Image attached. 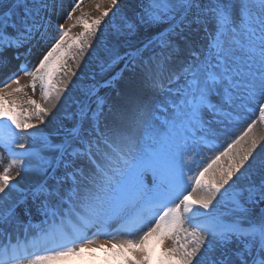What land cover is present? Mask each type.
<instances>
[{
  "label": "snow or ice",
  "instance_id": "obj_1",
  "mask_svg": "<svg viewBox=\"0 0 264 264\" xmlns=\"http://www.w3.org/2000/svg\"><path fill=\"white\" fill-rule=\"evenodd\" d=\"M108 2L77 18L73 44L82 57L97 39L98 71L57 119L67 87L54 80L75 75L60 17L83 0H0V70L44 49L0 80V264H264L256 121L213 143L250 105L264 120V0ZM38 85L48 106L18 98Z\"/></svg>",
  "mask_w": 264,
  "mask_h": 264
},
{
  "label": "bare ground",
  "instance_id": "obj_2",
  "mask_svg": "<svg viewBox=\"0 0 264 264\" xmlns=\"http://www.w3.org/2000/svg\"><path fill=\"white\" fill-rule=\"evenodd\" d=\"M103 2L106 3V4L104 3L105 5L103 6V8H109L110 7L108 0H94L90 4L83 6L80 9H78L74 13L73 19H71V20H67L65 22L64 16L61 15V17H60L61 22L65 23V26H66V25L72 23L73 21H75L81 15H85L86 13H89L92 9H96L97 8L96 6L98 4L101 6ZM43 51H44L43 48L34 49L29 54L27 61H15L14 60L9 68H5V69L0 70V80H3L4 78L8 77L11 74V71L13 69H15L16 65H18L20 63H26V64L30 63V64H32V66L36 65L38 63V60L40 58H42V52ZM89 60H91V54H89L88 51L84 52L82 57H80V55H79L78 59L76 60V62H77L76 66L80 69L79 71H82V73H86V70H87L86 64L89 62ZM20 76H23L20 79L21 85H24L31 80V77L25 76L22 72L20 73ZM126 76H127V73L124 74V77H126ZM124 77H122L121 79L123 80ZM78 78H68L65 81H63L64 83H60V84L58 83V85L60 87H65V85H66L67 91L64 92L63 96L61 97V101L57 102L55 104V106L52 108V112L56 115L57 119L62 118L64 116V108L67 107V104H64V107L61 106L63 101H64V98L65 97H74L76 95V93L79 91L80 87L82 86L83 82L80 81ZM121 86H122L121 83H118L116 90H118ZM13 87H15V85H13ZM116 90H112L111 95L115 96ZM38 102H40L41 104H44V106H48V104L43 100L42 95H40ZM250 106L252 107V109L251 110H245L244 113L241 114L243 118L239 119L236 122V124L230 129L229 135L227 137L221 136L220 138L217 139L220 142V145H224L225 139H228L230 141L231 139H234L235 136L242 134L249 123H251L252 121H256L255 127L253 128L252 133H250V136L254 135L258 139H260V144H258L257 151H260L262 148H264V120L260 119L259 112L256 110V106L255 105H250ZM46 119H49V118L46 117ZM53 123H55V121H53ZM51 127H52L51 124L39 125V129L41 131H45V132L48 131V129H50ZM32 131L35 132L36 130L34 129ZM233 133L235 135H233ZM245 139H248V138H245ZM242 143H243V141H242ZM220 150H222V148H220V147H215L214 150L213 149L207 150L206 156L208 158H212ZM0 157H3V161H2V163H0V172H2L4 165H6L10 159V157L6 155V150L3 147H0ZM227 162H228L227 158H224L221 161V164L226 165ZM21 175H24V173H21ZM17 179H19V178H17ZM93 230L94 229L90 230L89 234ZM166 243H170V242H166ZM59 264H80V258L71 257L67 261L59 262Z\"/></svg>",
  "mask_w": 264,
  "mask_h": 264
},
{
  "label": "rangeland",
  "instance_id": "obj_3",
  "mask_svg": "<svg viewBox=\"0 0 264 264\" xmlns=\"http://www.w3.org/2000/svg\"><path fill=\"white\" fill-rule=\"evenodd\" d=\"M92 1H94V0H83L82 7L90 4ZM127 2H128V0H122L121 7H124L127 4ZM104 3L105 2L102 3V5L100 6V9L99 10L97 8L96 9H92L89 13H86L85 15H83L84 18L87 19L89 22H91L92 19H94L95 17H98L99 15H101L102 11L104 9H106V8H103V6L106 4V3L105 4ZM113 11H115V9H113ZM110 16H111V13H110ZM108 19L109 18L106 17L105 18V22H107ZM73 24H75L76 26L75 27H72ZM65 27L70 29V31H69V37L67 39V43L68 44H73V38L76 37V36H78L81 32L84 31L83 25L81 23H78L77 22V19L75 21H73L72 23L66 25ZM101 29L105 33L108 31V29L105 27V24L103 22H102V25H101ZM97 37H100V31L97 32ZM92 46H93L92 48H86L84 50V52L88 51V53L91 54V60H89V62L86 64L87 65L86 73H82V71H79L80 69L76 66L77 65L76 60H74L72 58L73 56H77V58H78L79 57V52H80L79 48L76 47L73 44L72 48L69 50L68 56L65 57V60L67 62L65 71H68L70 69L71 72H75V75L65 76L64 73L61 72V73L57 74V76H56V78H55L54 81L57 84L58 83L60 84L61 81H65L68 78H78L79 77L78 79L84 83L85 81L91 79L92 76H93V74L96 71H98V69L95 67V64H96V53L93 51V48H95L97 46V39L96 38H94L92 40ZM27 66L31 68L32 67V64L28 63ZM122 67H123V64H119V65L115 66L113 68L111 74H115L116 72H119L120 68H122ZM22 77L23 76H20V79ZM4 79H6V78H4ZM30 81L27 82L26 84H29ZM25 91L28 93V96L26 97L24 95V93H20V94H18V98L19 99L26 100L28 97H31L32 99H35L38 102L40 95H42V92H41V89H40V86L39 85L37 86V90H36L35 94L32 93V91H31L30 88L26 89ZM111 93H112V91H111ZM38 103H40V102H38ZM24 107L25 108H29V105L25 104ZM249 108L251 109V106H249ZM33 122H35V121H33ZM35 218H41V217H35Z\"/></svg>",
  "mask_w": 264,
  "mask_h": 264
}]
</instances>
